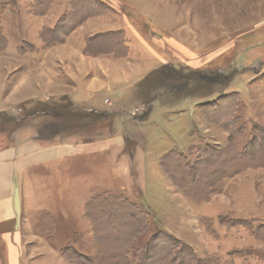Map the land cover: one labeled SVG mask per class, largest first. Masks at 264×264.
Returning a JSON list of instances; mask_svg holds the SVG:
<instances>
[{
  "label": "rangeland",
  "instance_id": "374dc122",
  "mask_svg": "<svg viewBox=\"0 0 264 264\" xmlns=\"http://www.w3.org/2000/svg\"><path fill=\"white\" fill-rule=\"evenodd\" d=\"M77 2L0 0V136L15 118L49 143L80 133L124 146L80 156L78 170H33L36 194L54 200L27 206L0 264H178L181 244L188 264H264V167L223 178L233 156L257 165L244 144L264 129V0H83L87 18ZM109 34L119 46L85 51ZM229 93L239 107L226 111ZM169 153L173 172L197 171L192 190L205 201L172 185L160 166ZM95 189L112 193L116 214L92 212ZM129 217L140 218L139 240L110 255L104 218L125 227Z\"/></svg>",
  "mask_w": 264,
  "mask_h": 264
},
{
  "label": "crops",
  "instance_id": "0c3cea01",
  "mask_svg": "<svg viewBox=\"0 0 264 264\" xmlns=\"http://www.w3.org/2000/svg\"><path fill=\"white\" fill-rule=\"evenodd\" d=\"M192 65L195 64L192 63ZM192 65L190 64V67ZM13 123L16 126L19 125L18 129L12 133L4 129L3 135L0 136V143L2 141L5 143L0 147V252L3 245L5 248H10L17 240L19 230L23 224L24 214L26 216L28 213L27 206L33 207L32 209H40L45 205V199L51 198L54 200L50 193L45 194L43 197L41 194H36L42 190L38 186L42 180L40 178L33 179V170L52 167L50 172L57 171L59 166H64V161H69L72 167L75 166L78 170L80 156H85L94 151H108L120 144L119 141L124 146L122 140L117 141L120 137H100L91 141V139L82 138L80 133H74L70 137L66 136L64 140L49 143V139L36 137L30 126L22 129L24 122L21 125L13 118ZM36 134L38 135V133ZM52 178L55 179V176L52 175L50 179L44 177L43 181L47 183L52 181ZM80 179L77 182H80ZM100 190L95 191L98 194L94 193L92 195V193H89L87 199H85L91 203L95 198L102 200V198L112 194L105 189L103 192H98ZM31 193L33 195L28 197L27 200L36 203L25 204L24 207L23 199ZM56 196H58L57 193H55ZM42 199L43 203L41 202Z\"/></svg>",
  "mask_w": 264,
  "mask_h": 264
},
{
  "label": "trees",
  "instance_id": "16d2710c",
  "mask_svg": "<svg viewBox=\"0 0 264 264\" xmlns=\"http://www.w3.org/2000/svg\"><path fill=\"white\" fill-rule=\"evenodd\" d=\"M83 0H79V2L75 3L74 5L77 6L79 9H77V12H75V14L79 13V11H82V17L84 18H87V9H86V4L82 2ZM80 6V7H79ZM88 14H89V17L92 16L90 14V12L88 11ZM54 38H58L56 36H53ZM102 41L101 42H96V44L94 46H90L87 44V46L85 47L86 48V52L87 53H90V54H95L96 53V50L97 49H101L99 52H102V51H106L108 46L110 45H114V46H119L118 42L114 41V36H112L111 34L109 35H106L104 38L101 39ZM97 46H100V47H96ZM121 50L123 49V47H121ZM155 97V95L152 96V98ZM222 100V103L224 104L225 103V110H230V109H233L236 107H239L238 106V103H236L235 101L238 100L237 96L236 95H231V93L227 94V95H224V96H221L219 98V100ZM152 101V103L154 102V100L152 99H149L148 102ZM238 102V101H237ZM150 112V110H149ZM149 114V113H148ZM217 115V114H216ZM147 116H145L144 118H146ZM218 117V116H217ZM229 122V121H228ZM253 134L251 139H249L250 141L248 143L245 142V148L247 147V152L245 154H247V156L250 158V159H254L253 162H255L257 165H250L249 163V166H243L241 165V163L239 162V160L233 156V160H232V165H238V168L237 169H232V165L230 166V170L227 172V174H225L223 176V178H230V177H234L235 174H239V172L241 171H244L246 170V168L248 169H254V168H259L260 167H264V129H256L253 130ZM231 135V134H230ZM230 137V136H229ZM217 149V148H216ZM218 150V149H217ZM221 151V150H219ZM221 153V155L219 154V156L222 157V154L226 153L225 151L224 152H219ZM172 153H169L167 155H165L162 159V162L160 163V166L161 168L163 169V172L167 175V177L170 179V182L172 183L173 186H177L179 189L183 190L185 193H187L188 195H191V197L196 200V201H200V200H203L205 201L207 199V197L203 196V197H200L199 200L196 199V192L193 189L194 186H192L193 183H195L194 180H196V176H197V171L196 170H193L191 171L190 169H188L190 166L189 165H183L182 167L180 168H175V169H178L176 172H173L171 169H169V166L166 165L167 162L170 164L169 160L172 158ZM263 156V157H262ZM248 158V159H249ZM260 158L263 159V162L262 163H259L260 161ZM225 161V163L227 164V159H223L222 160V163L221 165H223V162ZM250 161V160H249ZM205 162L207 163L208 160L207 158L205 159ZM252 163V162H251ZM193 168V167H191ZM191 171V172H190ZM203 180V179H202ZM222 184V183H221ZM196 185V184H195ZM205 187L208 189H212V181L210 180H206L205 181ZM223 189H221V187L219 189H216L215 191L211 192V194L213 193H221ZM208 195H210V193H208ZM112 195H108L104 198H102V201H98L99 199L95 198L92 200L91 202V210L92 212H94V209H95V204H99L101 205V207L99 209H101V216H113V214H116V209H113V208H117V203L115 201V197H111ZM123 204H122V208H121V212L120 215L123 216ZM107 210V211H106ZM112 212H114L113 214H111ZM96 213H97V210H96ZM96 213H93L96 214ZM118 213V214H119ZM134 214V212H132ZM111 214V215H110ZM134 219L132 218H127L125 220H127V222L130 224V225H127L125 227H129L128 231L126 234L124 233L125 231H117L115 229V226H117L118 228H122V229H127L123 226V224L121 222H118V223H115L114 220L110 219L108 220L109 218H104V220L106 219V223L104 224L103 227H105V229L107 228L106 231H103V227L100 228V232H101V235L103 237H105L101 244L102 246L105 248V250L107 249L108 251H111L112 248H115V247H118V248H123L124 246L125 247H131L135 244V239L136 240H139L138 237L140 236V234L142 232L140 231H137L135 234H132L133 233V230L135 227H138V226H142L140 223V218H135L133 217ZM143 218V217H142ZM124 220V219H123ZM144 220V218H143ZM118 221V220H116ZM138 222V223H137ZM115 223V224H113ZM101 225V224H100ZM114 225V226H113ZM144 229V228H143ZM146 231H147V228H146ZM114 235H118V236H114ZM115 237V239H114ZM155 238V237H153ZM151 238V240L153 239ZM154 245L157 244V245H160V246H164L166 247L167 245H170L168 243H161L159 240H154ZM149 242V241H148ZM105 246H108V247H105ZM147 244L141 248V251H144L146 249H148V247H146ZM181 252L184 254V251L187 252V254L184 256L183 255V259L185 258L186 260H178L176 258V255H175V261L178 262V264H188L190 263L189 261L192 259L191 256H190V253H191V250L189 248H186L185 246H183L181 244ZM104 250V251H105ZM113 254L112 251L109 253L110 255H117L115 250H113ZM163 254H165V251L164 252H161ZM110 261V259H109ZM124 261V260H123ZM108 262V260H107ZM150 263V260L148 257H144V260L141 262V264H149Z\"/></svg>",
  "mask_w": 264,
  "mask_h": 264
}]
</instances>
